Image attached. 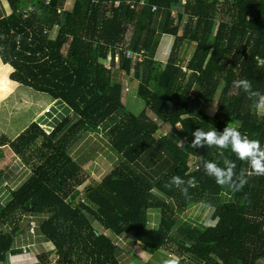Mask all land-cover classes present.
I'll return each mask as SVG.
<instances>
[{
	"label": "trees",
	"instance_id": "obj_1",
	"mask_svg": "<svg viewBox=\"0 0 264 264\" xmlns=\"http://www.w3.org/2000/svg\"><path fill=\"white\" fill-rule=\"evenodd\" d=\"M65 1L7 0L9 15L0 16V58L12 68L9 80L71 112L49 134L32 121L14 140L0 137V146H9L28 170L0 206V263L8 264V253H21L16 240L34 220L29 234L54 247L38 256L41 264H123L107 232L131 237L154 257L175 246L168 252L179 264H264V176L248 177L239 191L220 186L203 167L208 161L223 166L219 150L187 144L196 128L222 131L237 124L264 147L260 98L233 83L246 78L264 95V0H131L135 9L128 0H74L71 9H64ZM30 3L35 12L23 20ZM163 35L173 43L159 68L155 55ZM123 43L145 51L144 61L133 65L120 50ZM191 44L195 50L185 63L182 52ZM108 62L118 71L112 73ZM123 76L138 84L146 104L139 115L123 102L129 92ZM204 104H215V112L207 113ZM164 124L172 131L157 137ZM86 131L109 137L121 157L90 183L70 151ZM225 155L237 174L247 169L230 151ZM172 176L195 179L187 197L166 187ZM196 205L213 209L215 225L180 221L177 209ZM153 211L159 212L157 227ZM130 257L162 264L135 249Z\"/></svg>",
	"mask_w": 264,
	"mask_h": 264
},
{
	"label": "rangeland",
	"instance_id": "obj_2",
	"mask_svg": "<svg viewBox=\"0 0 264 264\" xmlns=\"http://www.w3.org/2000/svg\"><path fill=\"white\" fill-rule=\"evenodd\" d=\"M70 1V0H69ZM72 1V0H71ZM209 7H212L210 4ZM10 8L8 7L7 0H0V16L3 14L9 15ZM130 34L128 36V39ZM172 37L163 35L159 39V46L156 51L155 58L159 62V68L164 65L167 60V56L172 46ZM195 45H187L184 47L182 57L185 63L191 59ZM118 62V59H116ZM107 67L111 69L112 73L118 71V66H111L110 62L107 63ZM185 72V67L183 68ZM12 72V68L9 65H5L0 58V137L3 135L8 138H15L19 135L26 126L32 121H37L43 129L47 127L57 125L60 120L70 114V110L60 103H56L50 98V96L35 92L30 88L21 86L17 83L9 80V75ZM120 72V71H119ZM3 78V79H2ZM8 80L10 83H7ZM124 83H128L129 92H125L123 96V102L127 109L134 114H141L146 109V104L143 100H140L138 95L137 82L130 83V78L123 76ZM8 84V88L4 87V83ZM3 88V89H2ZM215 106V104H213ZM213 105L204 104L202 109L207 113L213 114ZM46 112L47 108H49ZM216 109V108H215ZM36 118V120H32ZM232 127H237V124H233ZM172 131L170 124H164L157 133V137L163 136ZM2 147V146H1ZM5 149L12 152L9 146H4ZM71 154L74 158L83 166L84 175L88 176L87 182L90 183L99 181L104 174L109 172L120 161L121 157L111 147L109 137L101 136V134L86 131L71 147ZM13 154V153H12ZM194 163V158L190 159V164ZM82 189V187H81ZM10 194V192H9ZM8 197H6V200ZM159 212H152V226L157 227L159 224ZM177 217L180 221H192L198 224H204L207 226L215 225V221L212 219L213 209L205 208L203 205H196L188 210L177 209ZM113 242L120 247L122 254L120 257L123 264H139L138 260H134L130 257L132 250L135 249L141 257L145 260L159 263L158 259H169L172 255L170 252L176 250L175 246L168 249L167 252L157 254L156 257L149 255L140 246L132 242L131 237L121 236L114 237L109 232ZM133 259L132 261H129ZM126 261V262H125Z\"/></svg>",
	"mask_w": 264,
	"mask_h": 264
},
{
	"label": "clouds",
	"instance_id": "obj_3",
	"mask_svg": "<svg viewBox=\"0 0 264 264\" xmlns=\"http://www.w3.org/2000/svg\"><path fill=\"white\" fill-rule=\"evenodd\" d=\"M234 85L242 89L249 97H259L260 107H264V95L258 91H254L252 83L246 78H242L233 82ZM215 106L213 105V112ZM192 140L187 143L193 149L204 147H215L219 150L218 162H205L204 172L207 176L214 178L215 182L220 186H227L235 191L241 190L247 183V178L251 176H264V147L257 139H250L247 135L242 134L238 128L225 126L222 131H217L215 128H210L205 131L201 128H196L191 133ZM182 142H187V137ZM226 151H230L234 156L245 162L248 167L239 174L236 172V164L227 155ZM195 184V179L190 178L185 181L180 176H172L166 187L179 188L183 195L188 196V187ZM163 264H179L175 257L164 260Z\"/></svg>",
	"mask_w": 264,
	"mask_h": 264
},
{
	"label": "crops",
	"instance_id": "obj_4",
	"mask_svg": "<svg viewBox=\"0 0 264 264\" xmlns=\"http://www.w3.org/2000/svg\"><path fill=\"white\" fill-rule=\"evenodd\" d=\"M73 1L74 0H68L66 9L72 8ZM1 16H6V14H2ZM32 120H36V118ZM11 139L14 140L13 138ZM10 151L5 149L4 146H0V170L3 171V175L0 179V206L8 200H6V197L9 198V192L17 189V187L26 180L28 175V170L25 168L22 159ZM33 221L31 220L29 224L34 223ZM29 224H27V228ZM28 230L29 229H27V231L24 230L17 238L14 249L21 250V253L14 255L10 254V264H41L38 260V256L53 251L54 247L51 242H46L39 236H32L29 234L30 232ZM24 249H27L26 254L24 253ZM52 259L54 260V257Z\"/></svg>",
	"mask_w": 264,
	"mask_h": 264
},
{
	"label": "built area",
	"instance_id": "obj_5",
	"mask_svg": "<svg viewBox=\"0 0 264 264\" xmlns=\"http://www.w3.org/2000/svg\"><path fill=\"white\" fill-rule=\"evenodd\" d=\"M143 1L141 2V4H143ZM51 0H44V4H50ZM68 0L65 1V8L66 9V4H67ZM127 4H130V7L132 9H135V4L131 1V0H128L127 1ZM120 5V1H115V7H119ZM61 11H64L63 9ZM153 11H157V8L154 7L153 8ZM35 12V7L33 4H28L27 7L24 9V12L22 13V19L25 20V19H28L29 17H31ZM47 32H44V34H46ZM120 50H123V54L127 57V58H130L133 62V65H135V63H138V62H143L144 59H145V55H146V52L145 51H142V52H133L132 50H128V45L126 43H123L121 46H120ZM54 128V127H53ZM46 130L47 132V129H44ZM52 130L48 131L47 133L49 134ZM35 227V224L34 223H30L29 224V231L31 233H33V228ZM24 253L26 254L27 253V249H24ZM0 264H3V262H1Z\"/></svg>",
	"mask_w": 264,
	"mask_h": 264
},
{
	"label": "water",
	"instance_id": "obj_6",
	"mask_svg": "<svg viewBox=\"0 0 264 264\" xmlns=\"http://www.w3.org/2000/svg\"><path fill=\"white\" fill-rule=\"evenodd\" d=\"M49 130H53L54 128H53V126H49V127H47ZM24 232V230H22L21 232H20V234H22ZM135 238V237H134ZM7 261H8V264H10V253H8L7 254Z\"/></svg>",
	"mask_w": 264,
	"mask_h": 264
}]
</instances>
